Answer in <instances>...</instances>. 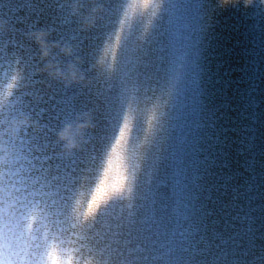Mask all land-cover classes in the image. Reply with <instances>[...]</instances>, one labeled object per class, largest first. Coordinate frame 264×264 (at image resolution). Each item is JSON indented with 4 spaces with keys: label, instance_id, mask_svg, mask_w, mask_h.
I'll list each match as a JSON object with an SVG mask.
<instances>
[{
    "label": "bare ground",
    "instance_id": "1",
    "mask_svg": "<svg viewBox=\"0 0 264 264\" xmlns=\"http://www.w3.org/2000/svg\"><path fill=\"white\" fill-rule=\"evenodd\" d=\"M164 2L183 7L162 35L144 29L157 0H0V246L35 259L47 241L56 264L93 243L124 264H264V11ZM77 199L96 216L83 231L64 223Z\"/></svg>",
    "mask_w": 264,
    "mask_h": 264
},
{
    "label": "clouds",
    "instance_id": "2",
    "mask_svg": "<svg viewBox=\"0 0 264 264\" xmlns=\"http://www.w3.org/2000/svg\"><path fill=\"white\" fill-rule=\"evenodd\" d=\"M183 6L180 4H167L164 0H157V3L154 5L156 9L151 13L147 22L144 25V29L151 27L153 29L159 30L163 35L166 31L165 25V17L168 15L169 9L175 11ZM217 9H225L228 7H243L244 9H257L259 8L261 11H264V0H216V4L214 6ZM143 35V31L141 32ZM44 55H47V52H44ZM102 65V60L98 62ZM53 73H50L52 75ZM59 74V73H55ZM184 74L183 66L173 58L167 65L164 72V86L162 87V94L165 98L171 96L172 92L177 87L181 77ZM9 127L12 128V131H17L18 129L13 126L12 121H6ZM19 125L28 124L29 121L27 117H21L17 122ZM87 119H85L84 123L77 124L76 130L77 132H82L84 128L88 127ZM72 125H65L60 131L57 132L58 141L63 143V147L65 150H71L76 147V144L72 138L71 130ZM136 129L132 124L131 117H129L128 121L124 126V130L120 133L121 143L119 149H117L118 153L122 155V157L131 163L134 160L137 151L143 145V138L141 136L135 135ZM135 167V165H133ZM80 204L79 199L69 203L63 209L64 223L72 224L75 222L78 227L83 231L88 229V226L92 224L96 218L95 215L92 214L93 210H90L87 214H81V208L78 207ZM96 211V215L99 214L98 210ZM26 221L20 220L18 232L25 225ZM53 228L55 226V221H52ZM34 251L36 254L35 259L31 258H22L23 252H18V245L13 239L9 241L7 237L5 238L4 244L0 246V264H56V261L49 257V249L47 245V241H37L34 242ZM159 247V245H157ZM20 248L23 245L19 246ZM64 247V245H61ZM69 251L62 252L60 255L65 256L66 260L64 264H124L123 261H118L115 259L106 258V254L102 251L100 246L93 243L89 247H80L78 251H75L74 245L69 246ZM140 264H154L153 261H141ZM159 264H171V262L160 261Z\"/></svg>",
    "mask_w": 264,
    "mask_h": 264
}]
</instances>
